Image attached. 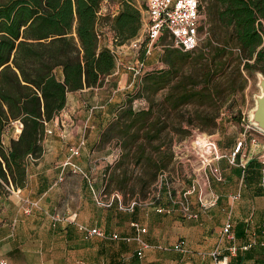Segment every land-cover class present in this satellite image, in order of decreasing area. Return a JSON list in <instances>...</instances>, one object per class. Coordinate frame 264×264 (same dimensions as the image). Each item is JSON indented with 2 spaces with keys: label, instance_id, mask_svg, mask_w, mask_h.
Wrapping results in <instances>:
<instances>
[{
  "label": "trees",
  "instance_id": "1",
  "mask_svg": "<svg viewBox=\"0 0 264 264\" xmlns=\"http://www.w3.org/2000/svg\"><path fill=\"white\" fill-rule=\"evenodd\" d=\"M200 1L209 20L200 44L183 50L168 30L150 54L143 43L139 55L149 69L128 87L100 133L97 146L121 148L119 158L106 165V189L121 190L125 200L155 188L174 162L176 141L194 129L216 131L233 95L245 88L246 71L264 73V0ZM143 26L136 0H0L2 178L25 184L27 157L43 153L46 127L65 108L69 92L102 85L117 70L110 37L113 45H123ZM155 50L163 62L157 67L147 62ZM18 121V137L5 144V129ZM5 190L0 183V194ZM243 258L238 253L236 263Z\"/></svg>",
  "mask_w": 264,
  "mask_h": 264
},
{
  "label": "crops",
  "instance_id": "2",
  "mask_svg": "<svg viewBox=\"0 0 264 264\" xmlns=\"http://www.w3.org/2000/svg\"><path fill=\"white\" fill-rule=\"evenodd\" d=\"M142 1L136 0L145 15ZM156 59L159 60L154 54L147 56V62L151 65L156 64ZM130 79L131 73L120 68L110 74L109 81L102 85L70 91L65 108L49 123L53 132L43 139V153L39 157H27L26 181L20 187V196L8 190L0 194L1 248L10 264H40V260L51 259L52 256L61 258L62 264H118L121 260H125L126 264H216L212 254L216 248L220 250L219 257L224 260L221 264H225L229 256H236L241 250L235 255L232 254L229 249L231 244L240 245L252 240H255L257 243L254 245H259L260 251H263L259 241L262 238L264 220V159L262 162L253 159L251 153L255 152L256 148L251 143L250 155L247 156L244 152L237 156L235 162L231 161V152L238 139L234 134L232 139L223 138L228 127L225 119L216 131L211 133L217 137L219 151L215 156L208 158L212 160V165H218L223 171L222 179H217L211 174L207 188L209 193L215 192L218 199L212 206L202 207L201 218L202 223L209 226L210 221L214 224L218 222L222 224L221 228L230 218L235 238L228 239V245H225L224 240H219L211 251L206 248V244L197 246L198 250L208 251L211 257L208 262L206 259L180 262L184 256H180L178 251H166L159 247L146 248L143 256H139L137 250L140 243L135 238L128 241L121 238L106 239L97 234L85 238L76 222L69 219H52V214L65 217L76 212L78 222L131 237L138 233L131 225L132 219L145 225L144 219L148 218V213L142 214L141 209L126 213L120 210L116 203L106 207L98 204L94 198V190L100 191L106 186V165L110 163L107 158L109 147L97 146L100 133L115 115L118 105L125 99L130 90ZM21 129L17 124L15 128L7 127L3 133L5 144H9L12 136L18 137ZM83 137L86 139L81 154L71 159L80 165L81 171H74L72 165L65 164V161L70 147L77 145ZM249 160L251 162L246 166ZM189 185L190 183H186L182 186L183 193L186 194L190 189V192L194 191V196L198 194L199 197L200 184ZM169 194L172 197L171 192ZM22 197L36 200L39 205L26 212L27 203ZM253 214L254 219L251 218ZM154 221L156 223L155 218ZM221 228L218 231L219 239ZM243 235L246 237L237 243L236 237ZM142 236L153 243L161 242L153 238L148 227ZM95 240L99 243L94 244ZM178 240L169 243L173 245ZM187 245L191 249L190 252L195 251L188 240ZM254 245L245 250H250ZM18 249L19 252L16 251ZM225 250L229 253L223 255ZM16 253L18 254L15 255ZM8 254H11V259ZM241 256L244 257L242 253ZM257 264H260L259 260Z\"/></svg>",
  "mask_w": 264,
  "mask_h": 264
},
{
  "label": "rangeland",
  "instance_id": "3",
  "mask_svg": "<svg viewBox=\"0 0 264 264\" xmlns=\"http://www.w3.org/2000/svg\"><path fill=\"white\" fill-rule=\"evenodd\" d=\"M142 3L145 5V0H143ZM203 4L206 8V3L204 2ZM202 12L204 13V11ZM146 16L147 15L145 13L144 22L146 21ZM203 21L204 24L209 27V20L205 13L203 15ZM144 32L145 25L141 30V33ZM166 39H169V37L167 36ZM115 50L120 68H124L129 72L127 65L136 63L138 59L136 49L124 45L122 47L116 48ZM153 54L154 56L158 57V50H155ZM154 63L156 64L153 67L163 64V62L158 61L157 59ZM246 73L248 75V81L245 88L243 90L237 91L233 95L232 103L229 106L230 108H227L223 111V119H225V122L228 125V131L226 129L224 134L225 136L223 138L226 140L232 139L233 134L235 137H237L236 139L244 137V152L247 156L251 153L252 138H256L258 145L254 146L256 151L251 153V155L257 162H262V159H264V130L257 127L251 121V115L252 110L256 106V95L261 93L259 80L261 76H264V73L260 70L255 71L253 74H249L247 71ZM210 134L211 133H208L207 131L194 129V131L186 138L176 141L174 145V162L170 169H167L165 173L160 174L158 178V180H163V182H166L167 180L168 182L163 192H161L159 199H156L155 202H152L154 198L151 194L141 196L139 197L140 204L135 208L134 211H132L136 212L138 209H141L142 214L148 213V215H146L148 218L145 217L144 219L146 221L145 225H147L148 230L150 234H152L153 238L161 240L160 243L163 245L171 246L169 242H174L175 240L182 237L188 240L193 250H195L194 252H184L178 249L163 248V250L166 251H178L180 256H184V259L180 260V262H191V259H199L200 261L202 259H206V262H208L211 259L208 251L198 250L197 246L207 245L206 248L211 251L220 240L218 231L220 230L222 224H219L218 222L214 224V222L212 223V221H210L208 226L207 223H202L203 220L201 216L203 210L198 199V194L194 196V191L184 194V190H182V186L184 184L190 183L189 186H192L193 184H200L199 190L203 189L205 192H209L207 188L212 178V171L211 168H209V164L206 162L208 158L214 156L215 153L212 148L208 147V140H215L219 151V144L216 135L214 136L213 134ZM107 146L109 147L108 149L111 153L112 149L116 147V144H109ZM110 153L107 154L108 159L110 158ZM261 186L263 187V185ZM169 189L172 191V197L169 194ZM176 190L178 191L176 192ZM187 202L192 208L199 210V217L188 218L184 215L182 206ZM158 207H163V210L159 211L157 209ZM122 211L126 213L130 212L127 210ZM154 218L156 223H154ZM251 218L254 219L255 215L253 214ZM214 225L217 226L214 227ZM245 237V235L242 237L237 236V243L242 242ZM228 239L229 238L227 237L223 239L225 245L229 244ZM93 243L96 244L99 243V241L95 240ZM260 249L261 247L259 245H254V247H252L250 250L241 249L239 253L244 255L243 261L241 263H236V256H229L228 264H250L248 262L253 261L258 263V260L260 264H264V249H262V252ZM16 251L19 252V249ZM228 253L229 252L225 250L223 255ZM247 253L250 254L248 255ZM17 254L18 253L15 255ZM52 255L53 254L51 253V256ZM40 256H42L41 253ZM180 256L177 257L180 258ZM8 257L11 259V254H8ZM40 261V264H62L61 258L53 256L51 259L47 258L46 260L42 259Z\"/></svg>",
  "mask_w": 264,
  "mask_h": 264
},
{
  "label": "built area",
  "instance_id": "4",
  "mask_svg": "<svg viewBox=\"0 0 264 264\" xmlns=\"http://www.w3.org/2000/svg\"><path fill=\"white\" fill-rule=\"evenodd\" d=\"M106 9V3H104L102 10ZM145 10H146V21L144 22L145 25V32L140 33L139 36L133 38L130 42L115 46L112 43L113 37H110V44L116 53V48L121 46H128L131 48H135L137 51L138 59L136 63L128 64L127 69L131 73V79L128 82V86H131L138 80L148 69L145 59L141 58L139 55L140 47L143 43H145L146 53L150 54L153 48L156 47L157 40L163 34L165 30H168L170 33L173 45L182 48L183 50H190L196 48L203 37L207 33V25L204 24L203 15L204 13L201 10V1L200 0H145ZM145 20V19H144ZM203 26V29L201 27ZM99 37H103V33L99 32ZM162 45H159L161 48ZM117 57V55H116ZM126 67V66H125ZM120 69V64L117 60V70ZM116 70V71H117ZM134 106L138 108L140 106L139 101L134 102ZM15 124L20 125L22 127V122L18 121ZM53 129L51 127H46V135L52 133ZM211 135V134H210ZM85 137L81 139V141L77 145H72L70 147L69 155L65 161V164H71L74 171H81V167L78 163L73 162L71 159L73 156H77L81 154L82 145L85 143ZM209 148L214 150L215 155L218 152V147L216 141L208 140L207 143ZM252 144L254 146L258 145L256 138H252ZM244 146H245V138H239L236 141L235 147L231 152V161L235 162L236 158L239 154H244ZM121 148L116 146L112 149L109 158L110 163H114L120 156ZM214 155V156H215ZM32 156V155H31ZM211 165V171L213 175L217 179L223 178V171L218 165H212V160L208 159L207 162ZM0 183L3 184L6 190L15 193L20 196L21 188L18 186H14L11 182H7L4 178L0 176ZM163 184V180H158L156 182L155 188L149 193L153 196L155 202L156 198H159L161 194V187ZM262 184L264 185V166L262 167ZM191 190L189 189L188 192ZM187 193V192H186ZM94 198L95 201L106 207H111L115 203L120 210H127V211H134L135 208L140 204V199L137 197H131L128 200L124 199V194L119 189H113L112 191H108L106 186H103L100 191L94 190ZM22 199L27 203L25 205V211L30 212L34 206H38V201L29 200L27 198ZM218 199V195L215 192H205L203 189L199 191V200L203 208H208L216 203ZM159 211L163 210V207L157 208ZM182 211L184 215L188 218H197L199 217V210H196L190 206V204L184 203L182 206ZM52 219L54 221H58L61 219H69L77 223L79 229L83 232L85 238H90L94 234H97L106 239H124L130 240L135 238L139 241L140 247L137 250V254L139 256H143L144 250L150 247H159V248H174L184 252H190L191 249L187 245V240L182 237L176 243L171 246L163 245L162 243H153L146 240L142 233L147 231V226L142 225L138 220L133 219L131 220V225L137 229V234L134 237L120 235L118 232H107L105 229L94 226L90 227L84 223L78 222L76 220V212L72 213L69 216H60L59 214H52ZM227 237L229 239L235 238V233L233 230V222L230 218H228L223 227L220 231V241ZM257 242L254 240L244 242L243 244H236L233 243L230 245L229 249L232 254H236L239 249H248ZM259 244L264 248V220L262 223V238L259 241ZM212 254L216 260V264H221L224 262L223 259L219 257L220 250L216 248L212 251ZM0 264H10L8 258L3 254L1 248V239H0ZM118 264H126L125 260H121ZM225 264H228L226 262ZM251 264H257L253 262Z\"/></svg>",
  "mask_w": 264,
  "mask_h": 264
},
{
  "label": "water",
  "instance_id": "5",
  "mask_svg": "<svg viewBox=\"0 0 264 264\" xmlns=\"http://www.w3.org/2000/svg\"><path fill=\"white\" fill-rule=\"evenodd\" d=\"M261 93L256 95V106L252 110L251 121L264 130V76L260 77Z\"/></svg>",
  "mask_w": 264,
  "mask_h": 264
},
{
  "label": "bare ground",
  "instance_id": "6",
  "mask_svg": "<svg viewBox=\"0 0 264 264\" xmlns=\"http://www.w3.org/2000/svg\"><path fill=\"white\" fill-rule=\"evenodd\" d=\"M205 145V144H204ZM206 146V145H205Z\"/></svg>",
  "mask_w": 264,
  "mask_h": 264
}]
</instances>
